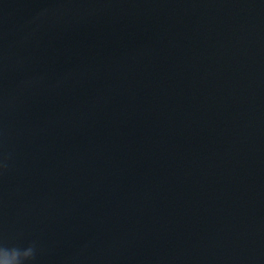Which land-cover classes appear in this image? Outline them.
Returning <instances> with one entry per match:
<instances>
[{
	"label": "water",
	"instance_id": "obj_1",
	"mask_svg": "<svg viewBox=\"0 0 264 264\" xmlns=\"http://www.w3.org/2000/svg\"><path fill=\"white\" fill-rule=\"evenodd\" d=\"M26 264H264V0H0V243Z\"/></svg>",
	"mask_w": 264,
	"mask_h": 264
},
{
	"label": "clouds",
	"instance_id": "obj_2",
	"mask_svg": "<svg viewBox=\"0 0 264 264\" xmlns=\"http://www.w3.org/2000/svg\"><path fill=\"white\" fill-rule=\"evenodd\" d=\"M38 246L36 242L27 247H6L0 243V264H26L36 259Z\"/></svg>",
	"mask_w": 264,
	"mask_h": 264
}]
</instances>
